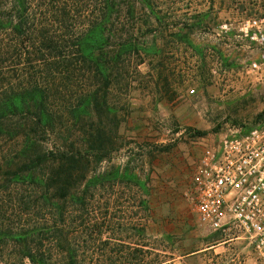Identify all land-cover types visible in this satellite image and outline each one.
Wrapping results in <instances>:
<instances>
[{
	"label": "rangeland",
	"instance_id": "rangeland-1",
	"mask_svg": "<svg viewBox=\"0 0 264 264\" xmlns=\"http://www.w3.org/2000/svg\"><path fill=\"white\" fill-rule=\"evenodd\" d=\"M158 6L170 17L158 43L167 59L141 67L146 83L114 89L122 146L95 166L93 204L64 210V264H261L244 241L203 226L186 196L201 151L264 115V85L246 75L253 53L238 36L241 22L264 17V0ZM13 147L0 144V158ZM13 173L0 172V264H29L50 204L32 177Z\"/></svg>",
	"mask_w": 264,
	"mask_h": 264
},
{
	"label": "trees",
	"instance_id": "trees-1",
	"mask_svg": "<svg viewBox=\"0 0 264 264\" xmlns=\"http://www.w3.org/2000/svg\"><path fill=\"white\" fill-rule=\"evenodd\" d=\"M158 7V0H0V144L14 146L0 172L32 177L50 204L29 264H64V210L93 204L94 168L122 146L114 89L146 83L153 75L141 67L167 59L158 43L170 17Z\"/></svg>",
	"mask_w": 264,
	"mask_h": 264
},
{
	"label": "built area",
	"instance_id": "built-area-1",
	"mask_svg": "<svg viewBox=\"0 0 264 264\" xmlns=\"http://www.w3.org/2000/svg\"><path fill=\"white\" fill-rule=\"evenodd\" d=\"M238 31L253 53L246 75L264 85V17L241 22ZM186 198L203 226L244 241L264 264V116L228 127L201 151Z\"/></svg>",
	"mask_w": 264,
	"mask_h": 264
},
{
	"label": "crops",
	"instance_id": "crops-1",
	"mask_svg": "<svg viewBox=\"0 0 264 264\" xmlns=\"http://www.w3.org/2000/svg\"><path fill=\"white\" fill-rule=\"evenodd\" d=\"M191 186V185H190ZM189 189H190V187H189ZM189 191V190H188Z\"/></svg>",
	"mask_w": 264,
	"mask_h": 264
}]
</instances>
